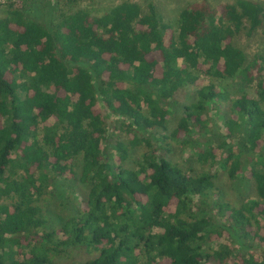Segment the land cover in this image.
<instances>
[{"label": "trees", "instance_id": "16d2710c", "mask_svg": "<svg viewBox=\"0 0 264 264\" xmlns=\"http://www.w3.org/2000/svg\"><path fill=\"white\" fill-rule=\"evenodd\" d=\"M23 4L8 2L0 18V264H58L55 254L81 248L97 253L83 264H264V54L246 65L234 45L244 29L261 26L264 8L201 1L174 27L152 4L142 14L126 1L102 16L62 15L50 31ZM201 76L254 84L255 93L232 99L225 121L223 137L241 149L200 139L197 159L210 167L195 176L158 143L168 138L159 134L168 101ZM196 96L169 138L204 133L221 93L210 83ZM116 123L128 137L115 144L117 162L128 147L145 148L136 169L112 162ZM78 158L89 191L76 217L47 231L40 203L49 179L74 177ZM217 162L232 180L250 166L255 199L217 202ZM223 235L240 237L248 254L219 244Z\"/></svg>", "mask_w": 264, "mask_h": 264}, {"label": "rangeland", "instance_id": "374dc122", "mask_svg": "<svg viewBox=\"0 0 264 264\" xmlns=\"http://www.w3.org/2000/svg\"><path fill=\"white\" fill-rule=\"evenodd\" d=\"M131 2L139 5L142 14L148 12V5L155 7L156 13L162 24L176 26L180 12L188 6L206 1L211 8H217L224 3H234L235 0H76L66 3L65 0H52L45 2L44 0H24L23 13L30 19L44 25L48 30L53 31L61 21V16H69L79 10L87 11L91 16L97 17L109 12L112 8L122 2ZM264 8V0H251ZM8 2L18 3V0H0V18L7 16ZM245 23V28H247ZM234 45L239 48L246 59L248 65L255 56L264 54V20L259 28L251 34L244 29L234 38ZM210 83L216 86L217 91L221 93L219 101L216 105H210L207 111V123L205 131L201 136L196 134L188 137L171 139L169 135L177 127L184 111L196 101V92L202 86ZM255 85L251 84L247 87L241 84L240 80L217 81L208 77H200L196 85L188 86L180 90L171 100L168 101L167 108L169 118L166 122V130L160 131V136L168 137L163 143H158L168 149L167 159L174 165L189 172L191 175H200L206 172L210 163H200L198 161V152L202 145L198 142L206 140L216 148L222 142L231 144L229 140L223 137L225 129V121L231 117V100L238 97L241 93H247L254 97ZM109 140V153L112 156V162L123 169H136L137 160L145 152V148L140 145L134 148L128 147L127 158L123 162H117L116 143L127 144V135L117 129L115 124ZM232 148L241 149L240 141L236 144L232 143ZM236 149V150H237ZM220 154L222 150L218 151ZM115 157V159H114ZM81 158L76 161L74 169V177L69 179L50 177L48 188L41 200V207L48 221L47 231L58 230L68 219L76 217L80 211V202L86 197L89 191V185L80 182L81 174ZM256 169L259 168L257 165ZM217 177L212 190L213 198L219 203H227L232 207H239L248 200L255 199L254 183L248 176L250 166H245L243 173L236 179H230L226 170H224L218 162L214 168ZM52 179V180H51ZM1 202L3 200L0 199ZM221 245H233L240 248L241 253L248 254L249 247L243 244L238 236L231 239L227 235H223L220 239ZM97 253L93 251H85L83 248L78 250H70L68 252H60L53 256V260L58 264H83L86 260L92 259Z\"/></svg>", "mask_w": 264, "mask_h": 264}]
</instances>
